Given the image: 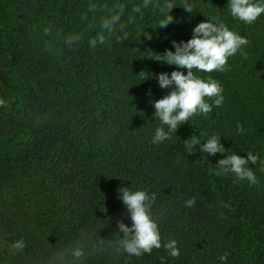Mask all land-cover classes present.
Segmentation results:
<instances>
[{"label": "trees", "instance_id": "1", "mask_svg": "<svg viewBox=\"0 0 264 264\" xmlns=\"http://www.w3.org/2000/svg\"><path fill=\"white\" fill-rule=\"evenodd\" d=\"M153 2L141 14L132 10L142 0H0V179L6 183L0 189L12 209H34L46 232L20 250L27 264H69L66 249L77 244L86 251L83 264H222L225 253L227 264H264L261 163L250 165L255 185L213 174L222 155L252 151L264 160V15L246 24L231 16L228 0H191L192 14L174 0L176 22L157 28L164 0ZM90 3L97 4L91 12ZM120 3L122 21L135 17L125 29L128 40L117 30L89 47L100 18ZM212 17L248 38L247 57L238 52L225 71L196 73L221 83L222 106L153 144L160 121L151 101L169 91L154 75L175 66L149 56L174 51L171 41H187L196 24ZM71 33L81 39L68 46ZM212 135L221 138L224 154L209 156L199 146L189 153L192 137L203 143ZM126 186L156 195L152 211L162 245L175 240L179 257L163 246L139 257L120 249L116 222L131 224L118 193ZM191 198L195 205L186 207Z\"/></svg>", "mask_w": 264, "mask_h": 264}, {"label": "clouds", "instance_id": "2", "mask_svg": "<svg viewBox=\"0 0 264 264\" xmlns=\"http://www.w3.org/2000/svg\"><path fill=\"white\" fill-rule=\"evenodd\" d=\"M227 5L231 16L246 24H252L264 15V0H228ZM150 6H156L153 0H142V3L134 6L132 11L141 13L142 8L146 9ZM96 7V3H90L89 11H94ZM180 7L190 14L196 11L191 0H182ZM173 8H176L174 0H164V3L159 6L162 18L158 21L157 28H165L176 22L172 15ZM124 11L125 5L120 3L115 5L108 15L100 18V30L89 40V47L95 48L98 44H105L117 30L124 32L123 40H128L129 34L125 29L128 24L135 23V17L129 16L125 23L122 21ZM48 31L49 29L46 28L45 33ZM191 32V38L187 41H171L174 51L166 49L163 53L152 52L153 55L149 56L168 66H175V70L170 74L161 72L154 75L158 86L169 91L162 98L151 101L155 110L153 116L160 121L151 139L153 144L158 145L170 139L177 129L185 122H189L193 116H207L212 112L213 107L222 106L224 90L221 83L210 76L201 78L196 73L223 72L226 70L229 58L238 52L247 57L243 49L249 44L248 38L231 30L218 17L196 24ZM147 38L151 39V36ZM80 39V33H71L65 37V43L72 46ZM182 70H186V73ZM206 97L212 98V102H207ZM0 104H3L2 100ZM237 132H244L242 125L237 126ZM185 146L189 153L193 152L195 146H199V151L209 156L222 155L226 152L221 138L217 135L210 136L203 143L198 138L192 137ZM222 156L223 158L219 159L215 165L216 171L213 174L230 173L236 182L247 181L251 185L258 183L253 167H250L260 162L261 171H264V160L258 152L249 151L246 157L238 153ZM118 193L131 221L130 226L123 220L116 222L118 231L114 237L120 249L130 256L139 257L145 253L151 254L153 249H160L163 246L170 257H179L180 249L175 240H169L162 245L158 217L152 211L156 195L149 194L145 190H132L129 186L119 188ZM195 203V198H191L185 202V206L192 207ZM24 247L23 240H17L12 244V248L17 251ZM65 254L72 257L69 264H83L86 258L85 248L81 244L66 249ZM219 260L222 264H227L228 253L221 255Z\"/></svg>", "mask_w": 264, "mask_h": 264}, {"label": "rangeland", "instance_id": "3", "mask_svg": "<svg viewBox=\"0 0 264 264\" xmlns=\"http://www.w3.org/2000/svg\"><path fill=\"white\" fill-rule=\"evenodd\" d=\"M2 180L5 179H0V183L5 186ZM3 190L0 189V264H27L29 260L20 250H14L12 244L18 240L19 234L25 245L34 244L46 232L39 230V220L35 213L31 215L34 209H12L8 194ZM64 261L67 264V260Z\"/></svg>", "mask_w": 264, "mask_h": 264}]
</instances>
